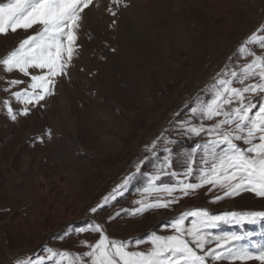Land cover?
I'll use <instances>...</instances> for the list:
<instances>
[{
    "label": "rangeland",
    "instance_id": "374dc122",
    "mask_svg": "<svg viewBox=\"0 0 264 264\" xmlns=\"http://www.w3.org/2000/svg\"><path fill=\"white\" fill-rule=\"evenodd\" d=\"M125 3L127 7H116L110 0H94L85 9L68 74L57 77L53 94L27 117L9 119L3 100L10 97L4 91L5 81L30 82L29 78L17 71L7 73L0 65V264L34 262L47 256V249L73 256L90 251L85 245L99 239L91 230L94 224H100L109 239L129 241V250L147 251L151 234H176L172 223L181 214L207 210L211 215L230 216L264 211V197L251 191L224 196L219 186L204 185L186 196L173 193L181 198L170 207L133 214L140 206L137 201L170 199L166 193L143 191L166 156L171 160L170 173L181 175L161 173L157 185L178 180L199 183L196 169L203 167L202 151L192 156V176L182 174L189 153L208 137L190 136L178 125L188 119L192 124L201 122L199 117L191 118L188 108L197 97L203 101L210 96V86L226 65L238 69L251 61V56L237 59L236 50L251 35H264L260 31L264 0ZM110 6L115 16L107 11ZM38 27L0 35V58ZM248 47L257 55L264 53L256 45ZM26 86L17 85L12 91ZM12 104L16 109L23 107L14 99ZM203 123L207 126L215 120ZM41 133L43 143L36 139ZM153 142L155 156L146 151ZM130 175L134 178L116 198L99 207ZM217 196L222 198L216 200ZM184 204L188 206L178 211ZM93 208L98 211L93 213ZM193 219L185 217L186 229ZM204 231L209 239L204 251L216 247L214 237L232 233H251L233 242L235 248L243 246L253 253L264 249V221L220 222ZM190 246L195 249L194 244ZM222 251L224 259L209 258L207 264H259L233 260ZM62 264L69 262L65 259Z\"/></svg>",
    "mask_w": 264,
    "mask_h": 264
},
{
    "label": "snow or ice",
    "instance_id": "6c2138e0",
    "mask_svg": "<svg viewBox=\"0 0 264 264\" xmlns=\"http://www.w3.org/2000/svg\"><path fill=\"white\" fill-rule=\"evenodd\" d=\"M110 3L116 7L128 6L125 0H110ZM93 4L94 0L0 2V35H7L9 31L13 33L18 30L28 31L39 26L34 34L21 39L14 50L0 58V65L5 72L17 71L30 81L20 79L5 81L8 87L4 91L10 92V97L3 100V108L6 109L9 119L16 121L18 115L27 117L33 108L42 106L41 102L53 94L57 77L68 74L67 69L78 48L77 31L83 18L82 14ZM107 11L113 16L116 15L111 6ZM260 31L264 32V28ZM248 45L264 49V35L253 34L242 41L236 50V58L251 56V61L240 65L238 69H229L226 65L225 70L218 74L210 86V96L203 101L197 97L189 106L191 118L199 117L201 122L192 124L191 119H188L178 125L190 136L199 137L203 134L208 137L203 143L196 144L189 153L188 167L182 174L185 177L192 176L194 171L192 156L197 150L202 151L203 167L196 169L199 173L196 177L199 183L178 180L172 185L163 183L157 185L155 181L160 179L161 173L181 175L170 173L171 160L166 156L155 174L148 177V183L143 191L166 193L170 199H161L158 196L154 202L137 201L140 206L133 214L170 207L181 198L173 193L186 196L204 185L219 186L225 190L224 196L251 191L258 197H264V53L257 55ZM24 83H27L25 88L12 91V88ZM234 83L240 84L241 87H233ZM13 99L23 107L14 108ZM213 120L215 123L207 126L203 123ZM36 139L43 143V134H38ZM237 142H242L245 147H241ZM155 150V142L146 149L151 156H155ZM165 151L170 152L169 149ZM147 160L146 156L145 161ZM136 171L140 172L141 168L138 166ZM133 178L132 175L125 177L121 185L104 197L103 204L99 207L115 199ZM221 198L217 196L216 200ZM97 211L98 208L92 209L93 213ZM189 215L195 219L192 220L191 227L186 229L185 217ZM259 221H264V211L231 213L230 216L211 215L207 210L190 211L175 218L172 223L175 235L151 234L152 246L147 251L129 250V241L109 239L102 226L94 224L91 230L99 234V239L93 245H85L90 247V251L73 256L67 252L47 249V256L37 257L34 262L29 259L27 264H62L65 259L69 264H207L209 258L215 261L224 259L222 249H225L233 260H255L259 264H264V249L253 253L243 246L234 247L233 242H239L251 233L216 236L214 237L216 247L204 251L205 245L209 242L208 233L204 229L215 228L220 222L255 224ZM192 244L195 245V249L190 246ZM196 249L202 254H198Z\"/></svg>",
    "mask_w": 264,
    "mask_h": 264
},
{
    "label": "bare ground",
    "instance_id": "6f19581e",
    "mask_svg": "<svg viewBox=\"0 0 264 264\" xmlns=\"http://www.w3.org/2000/svg\"><path fill=\"white\" fill-rule=\"evenodd\" d=\"M95 2H96V1H95ZM98 5H99V4H98ZM86 14H87V11H86L85 15H86ZM239 36H240V35H239ZM62 104L64 105V101H62ZM186 206H188V205H185V204H184L183 206H181V207L178 209V211H180L183 207H186ZM159 217L161 218L162 215H160ZM165 218H166V217H165ZM165 218H163V219H165ZM161 220H162V219H161ZM126 237H129V236H126ZM126 237H125V238H126ZM25 250H27V249H25Z\"/></svg>",
    "mask_w": 264,
    "mask_h": 264
},
{
    "label": "crops",
    "instance_id": "0c3cea01",
    "mask_svg": "<svg viewBox=\"0 0 264 264\" xmlns=\"http://www.w3.org/2000/svg\"><path fill=\"white\" fill-rule=\"evenodd\" d=\"M128 238V237H127Z\"/></svg>",
    "mask_w": 264,
    "mask_h": 264
}]
</instances>
